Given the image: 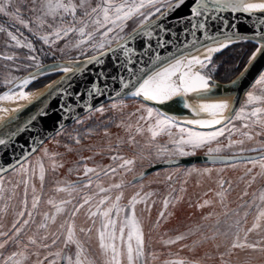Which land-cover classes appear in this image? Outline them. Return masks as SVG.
<instances>
[{"label":"snow or ice","instance_id":"6c2138e0","mask_svg":"<svg viewBox=\"0 0 264 264\" xmlns=\"http://www.w3.org/2000/svg\"><path fill=\"white\" fill-rule=\"evenodd\" d=\"M31 3L33 5L31 8H27V4H25L27 10L34 14L40 13L34 22L35 31L32 27L33 22L23 17L20 8L11 11L12 0H0V14L9 17L13 22L10 27L15 29L13 31L0 25V33L8 38L3 48L26 49L27 52L23 59L30 62L21 65L18 63L21 57L17 53L0 50V60L11 62L4 63L0 67L8 68L10 72L25 71L28 73L23 77L16 76L6 79L5 83L7 85H13L19 91L9 88L8 91L0 94V102L18 103L23 100L31 102V94L23 89L27 88L28 85L41 76L56 71L64 73V77L60 81L59 87L48 86L50 92L45 97V100L59 94H66L74 102V95L77 94L72 92V88L74 87L73 82L84 77L85 74H91L89 65L99 66L100 70L95 73L92 83L84 88V93L79 95L86 94L93 98L103 95L102 80L107 75V71L104 69V65L107 63L105 58H114L113 66L116 67L117 62L121 59L119 55L121 52L125 56H129L131 51H133L130 49V41L142 42L141 47L147 48L149 51L153 47H164L168 42L159 39L158 31L166 29L170 31L168 28V17L181 7L187 5V17H180L177 22H186L189 26L181 28L180 31H191V36L193 37L192 47L195 48V52H201V47H197V44H202L204 51L201 55L180 49H178L179 54H173L167 58L154 53L153 58L145 62L138 73L134 70L136 68L135 63L132 64L131 71L127 67V61L121 64L119 67H123L126 72L130 71V76L128 78L117 76L113 77V79L121 80L122 88L127 90L126 94L133 98H141L144 102H155L161 106L170 105L172 102H175L176 105L194 113L195 118H178L158 108L143 107L139 109L147 114L146 116H140L139 120L147 124V131L151 134V139L155 141L158 137L166 136L168 138V145H171V147L168 145H156L157 159L172 156H192L196 154L197 150L207 147L209 158L215 162L222 158L213 155V153H219L225 147L233 148L239 146L240 154L236 155L234 159L240 160L246 166L251 165V168L247 169L248 174H251L253 169L259 167L260 172L257 175L264 176V142H260V147L249 149L243 147L246 141H252L257 136L264 135V72H261L255 78L252 86L253 90L245 93V99L239 108H236L234 103L230 105L227 100H219L212 103L203 102V98L211 93L215 87L211 74L212 69L209 67L212 64V55L221 52L238 41H252L256 45L248 59V64L252 65L258 57H264V28L256 30L255 35L248 36L245 34L246 31H249L247 26H244V31H240L238 26L232 23L229 27L237 29L236 31L223 32V28L221 27L215 29L217 33L215 36L204 32L205 40L212 41L211 44L197 41L196 32L192 31L197 28L205 29L206 27H212L206 25L204 22L192 23L194 18L202 17L204 21H207L209 18L214 19V17H210L211 13L219 14L225 11L229 13H248L250 15L260 14L257 17V21L259 24L264 25V0H259V2H256V0H191V3H189V0H31ZM129 21H136V25L130 32L126 33ZM17 24L27 29L34 37L42 41L43 45H47L49 48H52L59 41H65L64 47L59 49L60 52H63L65 49H80V55L84 59L81 60L78 57L67 64L57 63L49 66L42 64L39 55H48V53H45L42 48L38 49L32 40L23 37V33L20 32L19 28L15 27ZM154 32L157 35L155 45L152 43ZM221 34L223 35V39L220 38ZM73 35L78 37V39L75 41L68 39ZM145 38H147L146 41ZM114 41L117 45L115 48L112 47ZM90 51L93 54L88 56L87 53ZM51 54L55 55V52ZM119 67L117 68V72H119ZM29 69H34V71H29ZM248 70V67H245L240 74L241 77ZM97 80H101V83L98 84ZM235 83L237 81H233V84ZM190 95L201 99V102L195 106L190 104L187 100V97ZM22 107L14 108L12 111L19 113L22 111ZM60 111L69 113L71 112V108L65 102L60 107ZM95 111L103 113L104 109L100 107L95 109ZM0 112L6 115L9 109L0 107ZM225 113L228 114L226 115ZM38 115L46 116V108L40 109ZM38 115H32L23 127H17L9 131L0 130V146L7 147L12 143L14 137L31 125L32 121L38 119ZM236 121L243 122L239 128L236 126ZM256 128L261 129V131L253 132ZM173 129L177 131L174 132ZM197 129H205L207 131ZM143 131L142 127L137 128L138 134H141ZM226 132L228 133L227 137ZM237 133L242 138L232 140L231 136ZM220 137H226L228 143L221 146L219 144ZM77 143H79L78 140ZM132 143L135 146V137H132ZM214 143L217 144L216 147L211 146ZM244 152L259 153V155L244 156L242 155ZM50 159L53 160V171L63 166L62 164L58 165L54 157H50ZM111 159L113 161L117 159L122 160L123 163L119 167L126 168L127 171H131V166L135 164V160L133 159H125L118 156H113ZM232 166L235 167L236 165L233 164ZM9 167L17 172L21 170L28 171L24 166V162H17V164L9 165ZM3 171H6V169L0 168V172ZM211 171L209 168H205L202 171L190 169L187 174L191 175L192 172H197L199 174L210 175ZM110 172L116 173L117 169L110 168ZM89 173H95L96 178L100 176V173L95 168L85 166L84 175L88 177V180L83 187H91L93 183V179L89 176ZM104 174L108 175L109 170H104ZM35 175L36 172L33 170L29 180L25 181L24 198L21 200L22 207L16 213L18 219L15 220L9 231H3V226L0 225V238H6L0 240V249H3L9 242H13L20 249L3 258V264H26L33 255L37 257V264H44V260H48V264H95V261L87 256L84 242L78 238L74 223L65 221L68 224L66 232L62 231L59 234L52 233L53 239L51 244L45 243L49 239V224H54L58 215L67 212L66 206L72 203L71 200L56 203L49 199L47 203L55 208V214H42L43 219L37 225V233L28 236L27 243L19 239L22 234L27 235L25 228L30 223L35 224L34 213L38 208L40 200L39 197L33 196L31 202L32 211L28 210L27 200V186ZM38 178L41 181V185H43L45 169L42 163L39 164ZM167 179L171 180V176L169 175ZM255 180L256 176L253 175L248 186L251 187V183L255 182ZM224 184V181H220L222 189L224 188ZM122 186L120 183L111 185L109 188L98 186L99 193L96 195L110 192L112 188L120 189ZM78 187L79 185L69 184L65 188H58L57 191H65L71 195ZM32 188L33 192H35L34 185H32ZM5 191L7 190L4 187V182L0 179V194ZM172 191H175V189ZM181 191H184V189H181ZM226 192L227 189H224L223 193H218L221 196V203H224V194ZM247 194L245 191L244 195ZM11 195H15V189L12 190ZM153 195L154 193H146L141 196L137 192L131 198L128 205L122 206L120 200L123 193L121 192L120 195L115 197L114 202L106 208L103 205L111 197L104 196L94 206V210L91 204L94 197L85 195L82 197V203L78 206H73V211L70 215L74 218L81 208L89 205L87 215L88 219L92 221L93 226L96 224V219L99 218L100 227L97 229V239L98 246L105 257L103 264H147L143 223L136 215V205L144 204L145 210L150 213L151 206L149 200ZM4 198L3 195H0V200ZM180 199L182 197H173L171 192L169 193V197H166L162 201L163 210L160 211L154 227L160 226L161 221L166 219L169 205L172 204L174 206ZM258 199L260 201L259 204H256L254 200L252 204L248 205V207H252L253 205L256 207L255 219L250 228L243 226L248 216V212H245L242 218L233 219L232 223L227 224L224 231H221L220 225L222 222L218 219L214 226L213 235L210 237L204 235L203 239L199 241L202 244L206 240L214 242L218 238L224 237L222 244H216L218 251L221 247L224 248V251L220 253V264H230V261L226 260L225 257L233 256L237 250H251L253 252L264 253V236L255 241L249 240L250 234L255 232L257 235H260L261 231L264 230V192H261ZM152 203L154 204L155 201H152ZM209 203L205 201L200 207L202 208ZM240 207L243 208L245 205L242 204ZM7 210L8 205L5 204L4 208L0 209V212L6 214ZM35 214L40 215V213ZM223 215L227 217L229 213L224 212ZM234 216L240 217V213L235 212ZM209 218L210 216L204 217V219ZM64 228L65 224H61L60 229L64 230ZM91 231V227L80 229V232L85 235H88ZM41 232H43V235H39ZM198 232H200V226H197L195 231L189 229V235L194 236ZM61 235L64 237V248H68L69 246L76 248L75 256L68 255L62 250L50 251L41 260L39 251L29 252L28 245H32L36 249L52 248L58 243ZM185 239H188V235L182 233L175 238H169L164 243L171 245ZM196 243L194 241V244ZM152 255L153 259H155V254L153 253ZM49 257H52V259H49ZM165 264H195V262L178 258L166 261Z\"/></svg>","mask_w":264,"mask_h":264},{"label":"rangeland","instance_id":"374dc122","mask_svg":"<svg viewBox=\"0 0 264 264\" xmlns=\"http://www.w3.org/2000/svg\"><path fill=\"white\" fill-rule=\"evenodd\" d=\"M25 4H27V8L33 7L31 0H12L11 11L20 8L23 17L33 22L32 27L35 31L34 22L40 13L37 12L34 14L28 11ZM12 23L9 17L0 14V25L14 31L15 29L10 27ZM135 25L136 21H129L126 33L130 32ZM15 27L19 28L20 32L23 33V37L32 40L38 49L42 48L45 53H48V55H39L42 64L54 61L75 60L78 57L84 59L80 55V49H65L63 52H60L59 49L64 47L65 41H59L52 48H49L47 45H43L42 41H39L27 29L18 24ZM7 39L4 34L0 33V50L17 53L21 57L20 61H18L21 65L30 63L23 59L27 52L26 49L3 48ZM68 39L75 41L78 37L73 35ZM114 44H116L115 41L112 46ZM247 44H250V47H247ZM255 46L251 42H240L226 49L225 51L228 50L230 54H237L239 52L243 54L238 60L236 67L230 69H227L226 62L221 61V59H215L217 55H214L212 57V64L209 66L212 69V79L230 81L236 77L247 65L249 56ZM52 52H55V55H52ZM87 54L91 56L93 53L90 51ZM4 63L11 62L0 60V65ZM33 70L29 69V71ZM26 74L28 73L25 71L10 72L8 68L0 67V94L9 88L14 89L13 85H7L5 83L6 79L16 76L23 77ZM61 74L62 72L56 71L41 76L28 85L27 91L33 92L38 90ZM41 80L47 82L39 86L35 85ZM250 90H253V88L251 87ZM100 107L104 109L103 113L93 110L47 140L30 159L24 162V166L28 171L21 170L17 172L12 170L0 178L3 180L4 187L7 190L0 194L5 197L3 200H0V209H3L5 204L8 205L6 214L0 212V225L3 226L2 230L9 231L12 224L18 219L16 213L22 207L21 200L24 198L25 181L29 180L30 175L35 170L36 175L32 177L30 184L27 186L28 210L32 211L31 202L35 195L40 200L35 213H40V215L34 213L35 224L30 223L25 228L27 235L22 234L19 237L24 243H27L28 236L37 233V225L42 221L43 213H48L49 215L55 214V208L47 203L49 199L56 203L71 200L72 203L66 206L67 212L58 215L54 224H49V239L45 243L51 244L53 239L52 233L59 234L62 231L66 232L68 224L65 221L74 223L78 238L84 242L87 256L94 260L95 264H103L105 257L98 246L97 239V229L100 227L99 218L96 219V224L93 226L92 221L88 219L87 215L89 205L81 208L73 218L70 215L73 211V206H78L82 203V197L85 195L94 197L91 202L94 210V206L104 196L111 197L103 205L106 208L114 202L115 197L120 195L121 192L123 193L122 199L120 200L122 206L128 205L131 198L137 192L141 196L146 193H154L149 200L151 206L150 213L145 210L144 204L136 205V215L143 223L147 264H165L166 261L178 258L195 262V264H220V253L224 251V248L221 247L218 251L216 244H222L224 237H220L214 242L212 240H206L202 244L199 241L203 239L204 235L209 237L213 235L214 226L218 219L222 222L220 225L221 231H224L226 230L227 224L232 223L233 219L242 218L244 213L248 212L246 222L243 226L245 228L252 226L256 215V207L255 205L248 207V205L252 204L254 200L256 204H259L258 197L261 192H264V176L257 175L260 172L259 167L253 169L251 174H248L247 169L251 168V165L246 166L241 161L231 163H198L189 166L162 168L146 174V170L154 164L188 156H172L163 159L156 158V145H168V138L161 136L155 141L151 139V134L147 131V124L139 120L140 116L147 115L146 112L139 109L151 107L143 101L136 98H121L110 101ZM235 123L239 128L243 122L236 121ZM138 127L144 129L141 134L137 133ZM173 131L176 132L177 130L173 129ZM256 131H261V129L256 128L253 130V132ZM227 136L228 133L226 132ZM132 137H135V146H133ZM226 137H220L219 144L221 146L228 143ZM241 138L239 133L231 136L232 140ZM77 140L79 143H77ZM260 142H264V135L257 136L252 141H246L243 147L245 149L260 147ZM168 146L171 147V145ZM211 146L216 147L217 144L214 143ZM207 154V147H205L197 150L195 155ZM239 154V146L233 148L225 147L223 151L213 153V155L226 157H235ZM242 155L257 156L259 153L244 152ZM113 156L135 160V164L131 166V171H127L126 168H120L119 165L123 161L120 159L113 161L111 159ZM50 157H54L55 162L63 166L53 171V160ZM40 163L43 164L45 169L43 185H41V181L38 178ZM233 164L236 166L233 167ZM85 166L95 168L100 173L99 178H96L95 173H89V176L93 179L91 187H83L88 180V177L84 175ZM110 168H116L117 172L111 173ZM205 168L212 170L210 175L199 174L197 172H192L191 175L187 174L190 169H199L202 171ZM104 170H109V174L105 175ZM169 175L171 176V180L167 179ZM253 175L256 176V180L249 187L248 185ZM220 181L225 182L223 189L220 187ZM118 183L123 185L122 188H112L110 192L96 195L99 193V187L109 188L111 185ZM69 184L79 185L78 189L73 191L71 195L65 191H57L58 188H65ZM17 185L18 187H16ZM32 185L35 186V192H33ZM13 189H15L14 196L11 195ZM173 189L175 191H172ZM181 189H184V191H181ZM224 189H227V192L224 194V203H221V196L218 193H223ZM245 191L248 193L247 195H244ZM170 192L173 197L180 196L182 199L175 203L174 206L170 204L167 209L166 219L161 221L160 226L154 227L160 211L163 210L162 201L166 197H169ZM152 201H155V203L153 204ZM205 201L210 203L201 208L200 205L204 204ZM242 204L245 207L241 208L240 206ZM224 212H228L229 216H224ZM235 212H239L240 217H235ZM206 216H210V218L204 219ZM61 224H65L64 230L60 229ZM197 226H200V232L194 236L189 235V229L195 231ZM90 227L92 231L88 235L80 232L81 228L88 229ZM182 233L188 235V239L171 245L164 243L169 238H175ZM39 235H43V232L39 233ZM261 236H264V230L261 231L260 235H257L255 232L250 234L249 240L255 241L260 239ZM2 239L6 238H0V240ZM63 239L64 237L61 235L58 243L52 248L36 249L32 245H28V249L29 252L39 251L41 260L50 251L62 250L68 255L75 256L76 248L74 246L64 248ZM194 241L197 243L194 244ZM18 250L20 249L13 242H9L3 249H0V264H3V258ZM153 253L155 254V259H153ZM49 259H52V257H49ZM225 259L229 260L230 264H264V253L253 252L251 250H237L233 256H226ZM26 264H37V257L35 255L31 256ZM44 264H48V260H44Z\"/></svg>","mask_w":264,"mask_h":264},{"label":"water","instance_id":"95a60500","mask_svg":"<svg viewBox=\"0 0 264 264\" xmlns=\"http://www.w3.org/2000/svg\"><path fill=\"white\" fill-rule=\"evenodd\" d=\"M189 3H191V0H189ZM187 15L188 6L185 5L168 17V28L170 29V31L167 29L164 31H158L159 39L166 40L168 42L164 47H153L152 50L149 51L147 48L141 47L142 42L130 41V49H132L133 51H131L129 56H125L123 52H121L119 54L121 59L119 62H117L116 67L113 66L114 58H105L107 60V63L104 65V69L107 71V75L104 76L102 80L103 95H98L95 98L86 94L79 95L84 93V88L92 83L95 73L100 70L99 66L89 65L88 67L91 74H85L84 77L74 80L73 82L74 87L72 88V92L74 94H77L74 95V102L70 100L68 95L66 94H59L45 100V97H47L48 93L50 92V88L48 86L53 85L55 87H59V83L64 77V73H62L47 85L41 87L40 89H43V92L32 102L23 106L21 112H14L10 117L2 120L0 122V130H14L17 127H23L25 125V122L28 121L32 115H38L40 109L46 108L47 110L46 116L38 115V119L32 121L31 125H29L25 130L21 131L16 137H14L13 142L10 143L7 147L0 146V168L6 169V171L0 172V178L12 171L9 165L17 164V162H25L30 159L47 140H49L56 133L72 124L82 116L110 101L121 98H133L126 94L127 90L122 88L121 80L113 79V77L117 76L128 78L130 76V71L132 70L133 63L136 64V68L134 70L138 73L140 68L144 66L145 62L153 58L154 53H158L165 58L173 54H179L178 49L192 51L195 54L198 53L195 52V48L192 47L193 37L191 36V31H180L181 28H187L189 26L186 24V22H177L178 18H186ZM259 15L260 14L250 15L248 13H229L227 11L221 12L219 14L211 13L210 17H214V19L209 18L207 21H204L202 17L194 18L192 23L204 22L206 25L212 27H206L205 29L197 28L193 29L192 31L196 32L197 41L203 42L204 44L212 43V41L205 40L203 35L204 32H208L210 35L215 36L217 34L215 29L221 27L223 28V32L236 31L237 29L229 27V25L232 23H235L240 31H244V26H247V29H249V31H246L245 34H247L248 36H253L255 35L256 30L264 28V25L259 24L257 21V17ZM220 38L223 39L222 34ZM156 39L157 35L154 32V35L152 37L153 45H155ZM146 40L147 38H145V41ZM240 42L243 41L233 43L229 47ZM248 42L254 43L252 41ZM116 46L117 45L114 44L112 47L115 48ZM197 47H201V50H203L202 44L198 43ZM228 48L223 49L221 52L225 51ZM221 52H218L214 55H217ZM69 61H54L46 63L44 65L49 66L57 63L67 64ZM126 61L127 67L130 69L129 72L124 71L123 67H119ZM118 67L119 72H117ZM245 67H248L249 70L243 77H241L240 74L245 69ZM245 67L236 77L228 82L214 80L213 82L215 84V87L213 88V91L207 94V96L203 98V101L220 97H230V105L234 103L235 107L239 108L245 97V93L248 92L253 86L255 78L258 76V74L264 72V57H258L252 65H249L247 63ZM233 81H237V83L233 84ZM97 83L100 84L101 80H97ZM136 99L142 101L141 98ZM187 100L190 104H192V100L201 101V99L196 98L194 95H190L189 97H187ZM65 102H67L71 108V112L69 113H63L60 111V107ZM144 103L151 107L158 108L161 111H165L169 114L175 115L178 118H195L194 113H191L189 110L183 109L181 106L176 105L175 102H172L170 105L164 106L158 105L155 102ZM227 114L228 113H226V115ZM197 130L207 131L205 129ZM219 157H221L222 159H219L215 162L211 161L208 154L178 157L171 160H166L170 162L163 161L154 164L153 166L149 167L145 173L149 174L156 170L167 167L189 166L198 163H231L240 161L234 159V157ZM25 158H27V160H25Z\"/></svg>","mask_w":264,"mask_h":264},{"label":"bare ground","instance_id":"6f19581e","mask_svg":"<svg viewBox=\"0 0 264 264\" xmlns=\"http://www.w3.org/2000/svg\"><path fill=\"white\" fill-rule=\"evenodd\" d=\"M256 2H259V0H256ZM204 51L201 50V52H198L196 53V55H201V53ZM216 54V53H214ZM214 54L212 55V57L214 56ZM218 55V54H217ZM203 58V57H202ZM28 87V86H27ZM16 88H14L15 90ZM24 91L28 92L27 91V88L23 89ZM8 91V90H7ZM15 91H19V89L15 90ZM43 92V89H38V90H35L33 92H28L31 94V102L37 97L39 96L41 93ZM3 94V93H1ZM219 100H227L230 104V97L228 98H224V97H220V98H215V99H212V100H205L203 102H206V103H212V102H217ZM201 101H197V100H192V105H197L198 103H200ZM30 102L27 101V100H23V101H19L18 103H13V102H0V107H5V108H8L9 109V112L5 115L4 113L0 112V122L8 117H10L14 111H12V109L14 108H17V107H21V106H25L27 104H29ZM226 114V113H225Z\"/></svg>","mask_w":264,"mask_h":264},{"label":"trees","instance_id":"16d2710c","mask_svg":"<svg viewBox=\"0 0 264 264\" xmlns=\"http://www.w3.org/2000/svg\"><path fill=\"white\" fill-rule=\"evenodd\" d=\"M242 45H245V44H242ZM247 47H250V44H247L246 45ZM245 50H247V49H245ZM251 50V49H250ZM249 50V51H250ZM247 53V52H246ZM242 52H239V53H237V54H235V53H229V51L227 50V51H224V52H222L221 54H219V55H217L216 56V58L215 59H221V61L223 60L224 62H226V64H227V69H230V68H232V67H236V65H237V62H238V60L242 57ZM232 70V69H231ZM230 70V71H231ZM221 80V79H220ZM224 80V79H223ZM50 81V80H49ZM45 82H47V81H43V80H41L40 82H37L35 85H41V84H44ZM34 85V86H35Z\"/></svg>","mask_w":264,"mask_h":264},{"label":"flooded vegetation","instance_id":"af4514ba","mask_svg":"<svg viewBox=\"0 0 264 264\" xmlns=\"http://www.w3.org/2000/svg\"><path fill=\"white\" fill-rule=\"evenodd\" d=\"M214 81V80H213ZM216 81H221V82H228V81H222V80H220V79H217Z\"/></svg>","mask_w":264,"mask_h":264}]
</instances>
